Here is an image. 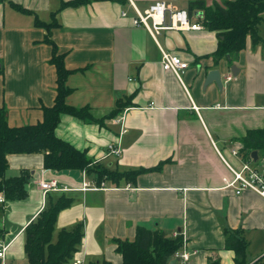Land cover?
I'll return each instance as SVG.
<instances>
[{
    "label": "crops",
    "instance_id": "crops-1",
    "mask_svg": "<svg viewBox=\"0 0 264 264\" xmlns=\"http://www.w3.org/2000/svg\"><path fill=\"white\" fill-rule=\"evenodd\" d=\"M72 1L0 0V108L7 109L11 127H23L42 123L43 109L54 106L58 76L49 35L71 72L68 105L88 108L100 120L64 114L56 136L112 172H142L129 182L98 183L84 170L47 168L44 153L9 155L6 177L27 172L30 180L26 199L7 201L0 194L4 264H29L26 228L62 198L70 204L57 217L53 241L80 225L84 233L65 264H123L116 240L134 241L139 228L180 235L178 252L190 259L185 263L176 252V264H235L227 231L245 238L248 264H264V198L252 190L238 195L224 181L232 179L228 164L239 170L252 158L254 167L264 165V153L257 151V161L241 153L247 133L264 129V41L248 37L238 56L216 63L219 36L208 28L154 36L134 24L137 11L159 0H84L62 7ZM163 1L189 12L192 1L213 6L225 0ZM198 13L189 14L202 23ZM258 32L264 40V21ZM164 53L189 64L181 78L164 70ZM212 70L221 72L222 87L207 83ZM121 116L123 122H116ZM42 180L56 181L58 189L44 191Z\"/></svg>",
    "mask_w": 264,
    "mask_h": 264
},
{
    "label": "trees",
    "instance_id": "trees-1",
    "mask_svg": "<svg viewBox=\"0 0 264 264\" xmlns=\"http://www.w3.org/2000/svg\"><path fill=\"white\" fill-rule=\"evenodd\" d=\"M84 0L63 3L65 7H77ZM20 12L27 11L14 6ZM202 12L201 20L204 27L219 36V45L214 58L216 63L221 59L236 57L247 47L248 37L254 44L264 40L258 29L264 21V0H225L222 4L207 6L204 1H192L190 11ZM57 25L53 21L49 30ZM46 42L53 47L51 63L57 68V97L53 107L44 108V120L37 125L11 127L8 122V111L0 108V194L7 201L26 199L27 185L30 175L23 172L18 177H6L8 156L11 154L44 153L45 166L50 169H80L95 175L98 183L105 179L129 182L142 171L116 173L101 164L94 163L86 153L76 150L69 143L56 136V129L64 114L72 115L84 122L100 120L92 116L88 108H75L68 105L66 99L70 89L66 81L70 71L66 68L64 55L60 54L56 44L48 35ZM117 111L110 115L113 118ZM241 153L250 157L252 152L264 153V129L251 130L242 139ZM70 204V200L62 198L57 204L51 205L26 228V254L29 264H65L73 258L82 243L83 227L77 226L72 231L63 230L57 242L53 241L55 224L60 211ZM1 233V229H0ZM182 237H168L163 231H152L139 228L136 239L132 242L116 240L117 250L123 257V264H171L176 252L183 247ZM226 248L236 254L235 264H248L247 242L239 232H226ZM101 264H112L104 261ZM208 264H221L220 260L210 259Z\"/></svg>",
    "mask_w": 264,
    "mask_h": 264
},
{
    "label": "built area",
    "instance_id": "built-area-1",
    "mask_svg": "<svg viewBox=\"0 0 264 264\" xmlns=\"http://www.w3.org/2000/svg\"><path fill=\"white\" fill-rule=\"evenodd\" d=\"M197 17L200 20L204 19L202 12L198 13ZM167 19L169 20L167 21ZM150 21L152 24H150ZM134 24L147 28L154 36L159 35L163 30L197 31L204 28V25L200 21H192L187 10L174 8L163 0L155 2L145 12L137 11ZM162 66L164 70L172 71L180 78L189 68V64L183 61L179 56L169 53L163 54ZM123 118L124 117L121 116L116 122H123ZM109 147L111 152L116 155L122 153L119 147ZM233 154L239 156V151L234 150ZM228 166L232 173V179H224L227 188H233L238 195L246 190H252L264 198V165L260 168L254 167L251 158V162H243L239 170L231 167L229 164ZM40 186L47 192L58 189L59 185L56 181L47 182L42 180ZM0 203H5L3 195H0ZM7 249L8 245L0 242V264H4ZM175 257L187 263L190 259V254L183 251L178 252ZM76 264H81V262L78 261Z\"/></svg>",
    "mask_w": 264,
    "mask_h": 264
},
{
    "label": "water",
    "instance_id": "water-1",
    "mask_svg": "<svg viewBox=\"0 0 264 264\" xmlns=\"http://www.w3.org/2000/svg\"><path fill=\"white\" fill-rule=\"evenodd\" d=\"M234 69H232L233 71ZM210 82H216L218 84L219 87H222L223 82H222V76H221V72L219 70H212L211 72H209L208 74V78H207V83ZM253 158L255 161L258 160V152L255 151L252 154ZM177 260H173L171 262V264H176Z\"/></svg>",
    "mask_w": 264,
    "mask_h": 264
}]
</instances>
